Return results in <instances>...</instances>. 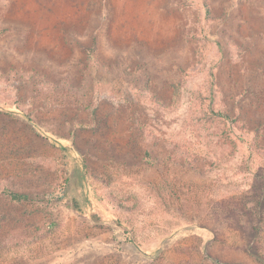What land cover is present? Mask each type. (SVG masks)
<instances>
[{"label": "rangeland", "instance_id": "rangeland-1", "mask_svg": "<svg viewBox=\"0 0 264 264\" xmlns=\"http://www.w3.org/2000/svg\"><path fill=\"white\" fill-rule=\"evenodd\" d=\"M215 260L264 264V0H0V264Z\"/></svg>", "mask_w": 264, "mask_h": 264}, {"label": "trees", "instance_id": "trees-1", "mask_svg": "<svg viewBox=\"0 0 264 264\" xmlns=\"http://www.w3.org/2000/svg\"><path fill=\"white\" fill-rule=\"evenodd\" d=\"M15 115L24 118L27 120V122H29L30 124L33 125L32 121L23 113L21 112H13ZM43 136L46 140H48L51 145H53L57 150H59L60 152H62L65 156H70L72 157V159L75 161V167L73 168L75 170V172L77 173V177H78V181H84V172H83V167H84V161L81 159H78V155L76 154L77 152L75 151V149L71 146L66 144L64 141L55 138L54 136H50L47 134L43 133ZM233 143H235L236 141H232ZM76 152V153H74ZM81 157V156H80ZM7 195L12 199V200H16V201H20L23 200V198L25 199L24 196H19L17 194L14 193H10L7 192ZM87 203H89L87 201ZM69 205L72 208V210H74L76 213L80 214V215H85L86 217H88L91 221L93 222H99L101 220V218L91 212V211H84L83 209L80 208L79 202L77 199L72 198L69 201ZM250 256L256 261V262H261V256L259 254H255L252 252H249ZM215 264H220L219 262H217L215 260Z\"/></svg>", "mask_w": 264, "mask_h": 264}]
</instances>
